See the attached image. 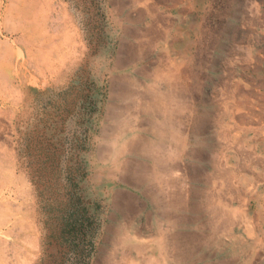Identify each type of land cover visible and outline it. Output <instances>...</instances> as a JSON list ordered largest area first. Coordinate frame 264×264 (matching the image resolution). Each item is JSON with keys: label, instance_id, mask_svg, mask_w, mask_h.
Returning <instances> with one entry per match:
<instances>
[{"label": "rangeland", "instance_id": "1", "mask_svg": "<svg viewBox=\"0 0 264 264\" xmlns=\"http://www.w3.org/2000/svg\"><path fill=\"white\" fill-rule=\"evenodd\" d=\"M0 13V64L9 70L0 71V250L6 243L10 257L14 244L12 262L36 251L34 264H124L115 251L126 225L154 236L145 227L158 223L150 195L157 184L135 182L140 169L156 167L135 149L154 140L153 115L140 104L153 84L166 88L157 75L178 66L183 81L176 90L189 107L177 123L186 136L184 156L165 164L177 166L187 195L175 229L193 249L187 264H242L246 256L248 264H264V0H0ZM32 40L63 51L65 64L49 73L29 56ZM136 92L143 101H134ZM121 111L128 127L115 120ZM124 143L130 145L118 152ZM223 178L235 196L248 190L254 229L247 246L238 240L240 225L232 240L221 234L207 241L210 217L199 202ZM27 221L40 251L28 248L19 229Z\"/></svg>", "mask_w": 264, "mask_h": 264}, {"label": "bare ground", "instance_id": "2", "mask_svg": "<svg viewBox=\"0 0 264 264\" xmlns=\"http://www.w3.org/2000/svg\"><path fill=\"white\" fill-rule=\"evenodd\" d=\"M17 1V0H16ZM8 2V1H7ZM24 2V1H23ZM22 2V3H23ZM2 5V4H1ZM6 5V4H5ZM14 5V4H13ZM12 5V6H13ZM16 6V5H15ZM249 6V5H248ZM10 7V6H9ZM3 9V8H2ZM17 11V10H16ZM1 14V13H0ZM3 15V14H2ZM1 15V16H2ZM24 15V14H23ZM26 16V15H25ZM17 17L20 18L22 17L20 11L17 14ZM29 17V16H28ZM6 18V17H4ZM4 20V19H3ZM24 20V19H23ZM27 20V19H26ZM13 21V20H12ZM11 21V23H12ZM18 21H20V19H18ZM170 21V20H169ZM16 23V22H15ZM19 23V22H18ZM30 28L32 26H29ZM45 27V26H44ZM34 28V27H33ZM11 29V28H10ZM38 30V29H37ZM41 30V29H40ZM14 31V30H13ZM22 31V30H21ZM19 30V32H21ZM42 31V30H41ZM24 32V31H23ZM36 32V31H35ZM38 32V31H37ZM26 33V32H25ZM32 32H30L31 34ZM39 34V33H38ZM152 34V33H151ZM34 34L30 35V38L32 39V36ZM37 35V34H36ZM35 35V36H36ZM41 35V34H40ZM26 36V35H25ZM156 36V35H154ZM38 37V36H37ZM157 37V36H156ZM6 38V37H5ZM28 38V37H27ZM34 38V37H33ZM52 37H50L49 39L51 40ZM7 39V38H6ZM29 39V38H28ZM158 39V38H157ZM43 40V39H42ZM1 41V40H0ZM44 41V40H43ZM43 41L41 40H32L33 44L30 46L28 44V48L27 51L29 52V56L35 55V59H38V62L47 69V71L49 73H53L56 69H58L59 67H62L65 64V56L62 54L63 51L61 52V54H59L58 52H55V50H50L44 47ZM48 42V41H47ZM59 42V41H58ZM155 42V41H154ZM60 43V42H59ZM66 43V42H65ZM61 44V43H60ZM5 45V44H4ZM62 45V44H61ZM9 46V45H7ZM32 47H37L36 49V54L33 52ZM55 47L56 46H52ZM3 48V47H2ZM12 48V47H11ZM61 49V48H60ZM77 49V48H76ZM3 50V49H1ZM69 50V49H68ZM182 50V49H181ZM9 51V50H8ZM19 51V50H18ZM18 51L16 53H18ZM141 51V49H140ZM55 53V54H54ZM140 53V52H139ZM69 54V52H68ZM82 54V53H81ZM246 55V54H245ZM5 56H7L6 54H4V58ZM17 56V54H16ZM26 56V55H25ZM67 57V56H66ZM12 58V56H11ZM21 58V57H20ZM23 59V58H22ZM18 60V59H17ZM159 61V60H158ZM9 62V61H7ZM24 62V60H23ZM24 65V64H22ZM21 66V64H20ZM121 66V65H120ZM171 66V65H170ZM183 67V66H182ZM24 70V69H23ZM0 71L1 72H5L8 73L9 70L7 67L1 66L0 64ZM161 71V70H160ZM19 72V71H18ZM46 72V71H45ZM40 73V72H39ZM42 73V72H41ZM158 73V72H157ZM32 74V73H30ZM29 74V75H30ZM34 75V74H33ZM37 75V74H36ZM42 75V74H41ZM157 75V74H155ZM182 74L180 72V68L178 66H172L171 69L167 68V70L162 73L159 74V76L157 75V80L158 82H164L166 85V88L164 90L159 89L160 85L157 84L156 87H154L151 90L146 89V91H150V96H148L147 100L143 101V96L141 95V93H135L133 99H135L134 101H143V103L140 104V107L142 106V111H144V113H151V115H153L152 117V124H150L151 127V132L154 136V140L153 141H139L137 142V148L135 147V149H139L141 153L147 155V157L152 161V165L156 166L155 168H153V170L151 171V173H146V169H140L139 172H137L135 175V182H143L144 180H153L154 182H156L157 186L155 185V192H153V194L150 195L154 201V203L156 204V207L158 206V212L156 211V213H158V223L156 224L155 228L151 226H147L145 227V229L149 232H154V236L150 237V238H144L142 237V233L135 228L133 230H128V226L126 225L125 230H123V237L122 239L120 238L119 242L117 243L118 248L116 249L115 253H118L123 260L124 264H138L139 260H146L148 262V264H187V261L190 259V257L193 254V249H190L189 245L187 243H185V241L182 239L183 237L180 236V234L175 230L178 223L180 222V220L182 218L181 217V213H182V208L185 207V203H187V195H186V191L183 190L181 187H179L178 185L182 182V176L181 175H177V173H175L174 170H176V165H171L170 164H165L167 163V161H169L170 159H174L177 156L180 157L183 155V147L185 144V133L184 131L179 128V126H177L179 118L182 114V111L185 112V110L188 108H186L187 103L185 101V96L183 97V95L179 92V88L178 90H176V87L181 86L180 83H182ZM11 77V76H10ZM23 77V76H22ZM28 78V77H27ZM33 78V77H32ZM31 78V79H32ZM39 78V77H38ZM42 78V77H41ZM156 78V77H155ZM43 81V80H42ZM1 83V82H0ZM19 83V82H18ZM25 83V82H24ZM5 84V82H4ZM32 84V83H31ZM179 84V85H178ZM6 85V84H5ZM29 85V84H28ZM178 85V86H177ZM27 86V85H26ZM22 87V86H21ZM138 87V86H137ZM150 87V86H149ZM226 87V86H225ZM7 88V87H6ZM11 89V88H10ZM236 89V88H235ZM12 91V90H11ZM125 91V90H123ZM123 91L121 93H123ZM237 91V90H236ZM19 92V91H18ZM129 92V91H128ZM144 92V91H143ZM179 92V93H178ZM241 93H243L242 91H240ZM5 93V86H2V83L0 84V100L2 98V94ZM126 93V92H125ZM228 93V92H227ZM232 93V92H231ZM240 93V94H241ZM16 94V93H15ZM146 94V93H145ZM230 94V93H229ZM244 94V93H243ZM14 95V94H13ZM126 95V94H125ZM124 95V96H125ZM7 96V95H6ZM9 96V95H8ZM147 96V95H146ZM4 97V96H3ZM130 96L128 95V98ZM188 97V96H187ZM186 97V98H187ZM232 97V96H230ZM240 97V96H239ZM13 98V97H12ZM11 98V99H12ZM123 98V96H122ZM190 98V96H189ZM219 98V97H218ZM217 98V99H218ZM247 98V97H246ZM126 99V98H125ZM236 99V98H235ZM229 100V99H228ZM4 101V100H3ZM8 101V100H7ZM230 101V100H229ZM246 101V100H245ZM14 102V101H13ZM133 102V101H132ZM218 102V101H217ZM16 103V102H14ZM13 103V104H14ZM242 103V102H241ZM239 103V104H241ZM5 104V103H4ZM137 104V103H136ZM232 104L234 105L235 102ZM139 105V103L137 104ZM246 105V104H244ZM249 105V103L247 104ZM251 105V104H250ZM1 106V105H0ZM124 106V105H123ZM190 106V105H189ZM238 106V105H237ZM14 107V106H13ZM245 107V106H244ZM243 107V108H244ZM2 108V107H1ZM118 108V107H117ZM192 109V107H190ZM237 108V107H236ZM240 108V107H239ZM242 108V109H243ZM249 108V107H248ZM3 109V108H2ZM6 109V107H5ZM9 109V108H8ZM218 109V108H217ZM235 109V108H234ZM10 110V109H9ZM139 110V109H138ZM124 111V110H123ZM129 111V110H128ZM190 111V109H189ZM213 111V110H212ZM230 111V110H229ZM236 111V109L234 110ZM242 111V110H240ZM245 111V110H243ZM134 112V111H133ZM183 112V113H184ZM248 112V109H247ZM256 112V111H255ZM3 113V112H0ZM11 113V112H10ZM120 115L118 116V114L116 116L117 119H115L117 121V123H121L119 125H125L126 120L125 118L127 116H125V118L122 120V115L121 112ZM125 113V112H124ZM128 113V112H127ZM136 113V111H135ZM155 113L159 114L160 119L158 118V116H154ZM250 113V112H249ZM8 114V113H7ZM6 114V115H7ZM116 114V113H115ZM141 114V113H140ZM188 114V113H186ZM231 114H232V110H231ZM242 114V112H241ZM5 115V116H6ZM135 115V114H133ZM185 115V114H184ZM192 115V111H190V117ZM238 115V114H237ZM236 115V116H237ZM132 116V115H131ZM186 116V115H185ZM240 116V115H238ZM244 116V115H243ZM189 117V116H188ZM230 117V115H229ZM233 117V116H232ZM249 117V115H248ZM186 118V117H184ZM183 118V119H184ZM217 118V117H216ZM246 118V117H245ZM257 118V117H256ZM113 119V120H114ZM182 119V120H183ZM191 119V118H190ZM221 119V118H220ZM239 119V118H238ZM187 120V118L185 119ZM217 120V119H216ZM219 120V119H218ZM224 120V119H223ZM245 119L243 118V121ZM115 121V122H116ZM235 121V118H234ZM233 121V122H234ZM247 121V120H246ZM187 122V121H186ZM185 122V123H186ZM189 122V121H188ZM131 123V122H130ZM129 123V125H130ZM137 123V122H136ZM199 123V122H198ZM141 124V123H140ZM234 124V123H233ZM236 124V123H235ZM118 126L119 129H121ZM128 125V126H129ZM137 125V124H136ZM216 125V124H215ZM237 125V124H236ZM245 125V124H244ZM127 126V125H125ZM124 126V128H125ZM127 126V127H128ZM143 126V125H141ZM147 126V125H145ZM149 126V125H148ZM228 126V125H227ZM226 126V127H227ZM232 127V125H229ZM123 127V126H122ZM138 128V127H137ZM238 128V127H237ZM246 128V126H245ZM243 128V129H245ZM114 129V128H113ZM226 129V128H225ZM236 129V128H235ZM242 129V128H241ZM242 129V130H243ZM118 130V129H117ZM116 131V130H115ZM120 131V130H118ZM126 131V130H124ZM135 131V130H134ZM117 132V131H116ZM115 132V133H116ZM123 131H121L120 133H122ZM114 134V133H112ZM192 134V133H191ZM238 135V134H237ZM132 136V135H131ZM133 138V137H132ZM141 137H138L137 139H140ZM136 137H135V141H137ZM225 139V138H224ZM129 140V139H128ZM127 140V141H128ZM132 141V143L134 142L133 140H129ZM224 141V140H223ZM110 142V141H109ZM124 142V141H121ZM126 142V141H125ZM230 142V140H229ZM242 142V141H241ZM227 143V142H226ZM225 143V144H226ZM232 143V142H230ZM229 143V144H230ZM235 143V142H234ZM240 143V142H239ZM126 144L130 145V143H124V144H120L121 146H119L118 152L123 150V147L127 146ZM140 145V146H139ZM227 145V144H226ZM232 145V144H231ZM111 146V145H110ZM136 146V145H135ZM235 146V145H234ZM134 146H131V148ZM112 148V147H111ZM114 148V147H113ZM237 148V147H236ZM128 149V148H127ZM238 149V148H237ZM113 150V149H112ZM191 150V149H190ZM189 150V151H190ZM243 150V149H242ZM241 151V153H243V151ZM128 151V150H126ZM218 151V150H217ZM115 152V151H114ZM210 152V151H209ZM188 153V152H187ZM190 153V152H189ZM222 153V152H221ZM239 153V152H236ZM240 153V154H241ZM203 154V153H202ZM189 155V154H188ZM187 155V156H188ZM217 155V154H216ZM219 155V154H218ZM244 155V154H243ZM117 156V155H116ZM115 156V157H116ZM184 156V155H183ZM186 156V155H185ZM239 156V155H238ZM216 157V156H215ZM114 158V157H112ZM214 158V157H213ZM218 158V157H217ZM222 158V156H221ZM241 158V157H240ZM254 158V157H253ZM239 159V158H238ZM124 160V159H123ZM175 160V159H174ZM242 160V159H241ZM249 160V159H248ZM247 160V161H248ZM179 161V160H178ZM219 161V160H217ZM221 161V160H220ZM238 161V160H237ZM240 161V160H239ZM238 161V162H239ZM237 162V163H238ZM249 162V161H248ZM178 163V162H177ZM212 163V161H211ZM220 163V162H219ZM224 163V162H223ZM241 163V162H240ZM112 164V163H111ZM139 164V163H137ZM165 164V165H164ZM218 164V163H217ZM216 164V165H217ZM122 165V164H121ZM183 165V163H182ZM213 165H215L213 163ZM221 165V164H220ZM223 166H225L224 164H222ZM219 166V167H222ZM248 165V164H247ZM139 166V165H138ZM136 166V167H138ZM141 166V165H140ZM235 166V164H234ZM245 166V165H244ZM217 167V166H216ZM250 168V167H249ZM179 169L181 170V167H179ZM238 169V168H237ZM182 171V170H181ZM226 171V170H225ZM242 171V170H241ZM220 172V171H219ZM230 172V171H229ZM238 172V171H237ZM228 173V172H227ZM232 173V170H231ZM181 174V173H180ZM224 174V173H223ZM204 175V174H203ZM212 175V174H211ZM225 175V174H224ZM233 175V174H232ZM230 175V176H232ZM184 176V175H183ZM202 176V175H201ZM210 176V175H209ZM214 176V175H213ZM219 176V174H218ZM215 177V176H214ZM228 178H231L227 175ZM235 177V176H233ZM232 177V178H233ZM237 177V176H236ZM206 178V177H204ZM210 178V177H209ZM212 178V177H211ZM208 179V178H207ZM213 179V178H212ZM227 179V178H226ZM247 179V178H246ZM185 180V179H184ZM200 180V179H199ZM205 180V179H204ZM214 180V179H213ZM220 181V179H218ZM217 180V181H218ZM232 180V179H231ZM191 181V180H190ZM206 181V180H205ZM212 181V180H211ZM215 181V180H214ZM236 181V180H235ZM234 182V181H233ZM246 182V181H245ZM204 183V182H202ZM215 182H213L212 184L214 185ZM219 183V182H217ZM237 183V182H236ZM239 183V182H238ZM243 183V182H242ZM1 184V183H0ZM152 184V183H151ZM210 184V183H209ZM231 181L225 180L224 178L222 179L221 183L217 184L216 186H213L212 190L210 192L207 193V195L205 194L202 195L201 199H200V204H202L204 206V210L206 211V213L209 215L210 217V222H209V228L210 231L209 233V237H207V241L210 243H214L213 241H211L212 238H215L216 240H218V236H222L224 235V237H227V239L232 240L234 238L233 236V227L235 225H240L241 227V231L243 234V237L241 235L238 236V240H240L242 238V243L244 244V246H247V235H251L253 233V229L254 227L252 226L250 220H252V218L250 219L248 217V213H247V201L248 198L247 197V191L242 190L243 192H239L240 194L237 193V195L235 196V192L233 190H231ZM4 185V184H3ZM188 185V184H187ZM204 185V184H203ZM151 186V185H150ZM182 186V185H181ZM237 186V185H236ZM239 186V185H238ZM9 187V185H8ZM201 187V186H200ZM249 187V186H248ZM196 189V188H195ZM236 189V188H235ZM8 190V188H7ZM150 190V189H149ZM6 191V190H5ZM10 191V190H9ZM152 191V190H151ZM188 191V190H187ZM195 191V190H194ZM1 193V191H0ZM206 193V192H204ZM8 194V193H7ZM3 195V194H2ZM8 196V195H6ZM37 196V195H36ZM204 196V198H203ZM3 197V196H2ZM4 198V197H3ZM6 198V197H5ZM192 199V198H191ZM237 199L238 202V207L234 208L232 206L233 200ZM0 200H1V196H0ZM4 200V199H3ZM13 200V199H12ZM15 200V199H14ZM203 200H205V205ZM5 202V201H4ZM17 202V201H16ZM249 202V201H248ZM1 203V201H0ZM161 203V204H159ZM2 204V203H1ZM7 205V204H6ZM130 205V204H129ZM9 207V206H8ZM263 207V205H262ZM2 210V209H1ZM157 210V209H156ZM11 212V211H10ZM191 212V211H190ZM194 213V212H193ZM196 213V212H195ZM15 214V213H14ZM183 214V213H182ZM1 215V214H0ZM183 216V215H182ZM251 217V216H250ZM42 218V217H41ZM193 218V217H192ZM1 219V218H0ZM12 219V218H11ZM257 219H259V215L257 216ZM23 220V219H22ZM1 221V220H0ZM190 221V220H189ZM188 221V222H189ZM192 221V220H191ZM2 222V221H1ZM8 220L4 223L7 224L8 227V231H11L13 228L12 223H7ZM24 222V221H23ZM256 222V221H255ZM129 223V222H128ZM5 224V225H6ZM154 224V223H153ZM258 224V223H257ZM1 225H3L1 223ZM16 225V223H15ZM184 225V224H183ZM186 225V224H185ZM4 226V225H3ZM17 226V225H16ZM189 226V225H188ZM257 226V225H256ZM36 228L34 225H32L29 221H27V225L23 226H19L20 231L23 232V234L27 237V239H30L31 243L28 245V248H34L38 251H40V248L38 246L39 241H37L38 243L35 242V240H37L35 238V240H32V237H36L35 234V230L32 228ZM124 227V226H123ZM186 227V226H185ZM259 227V226H258ZM1 228V227H0ZM130 228V227H129ZM178 228V227H177ZM131 229V228H130ZM260 229V227H259ZM2 230V229H1ZM0 230V233L2 232ZM194 230V229H193ZM39 231V230H38ZM145 231V230H144ZM131 232V233H130ZM146 232V231H145ZM240 232V231H239ZM34 235H32V234ZM120 233V232H119ZM192 233V232H191ZM2 234V233H1ZM0 234V235H1ZM4 234V233H3ZM133 234V235H132ZM186 234V233H185ZM183 235V233H182ZM188 236V235H187ZM7 237V236H6ZM39 237V236H38ZM250 237V236H249ZM43 238V237H42ZM201 238V237H200ZM4 239V238H3ZM203 239V238H202ZM201 239V240H202ZM25 240V239H24ZM187 240V239H186ZM260 240V239H259ZM259 240L257 239L256 241L259 242ZM20 241V240H19ZM25 242V241H24ZM116 243V242H114ZM189 243V242H188ZM199 243V242H198ZM197 243V244H198ZM239 243V242H237ZM260 243V242H259ZM25 243H21V246L18 247L20 248L21 252H23L25 250ZM233 245V244H232ZM115 246V247H116ZM264 246V245H263ZM262 246V247H263ZM253 247V246H252ZM15 248L16 246L13 244L10 247V251L12 252V254H10V257L7 256L8 254V246L5 243L4 245V249L5 251H1L0 250V264H15L14 262H12V260L17 259L16 255H15ZM195 249V248H194ZM33 250V249H32ZM31 251V250H30ZM197 251V250H196ZM195 251V252H196ZM25 252H28V249H26ZM254 252V251H253ZM112 253V252H111ZM110 253V254H111ZM133 253H135V257H133ZM41 255V253H40ZM197 255V254H196ZM202 255V254H200ZM43 256V255H42ZM264 256V254H263ZM37 257H39L38 252H34L28 253L25 258H21L20 263L19 264H34L37 259ZM109 257V256H108ZM113 257V256H112ZM201 257V256H200ZM251 257V256H250ZM259 257V256H258ZM196 258V256H195ZM19 259V258H18ZM193 259V258H192ZM109 260V258H108ZM111 260V259H110ZM214 260V259H213ZM17 261V260H16ZM112 261V260H111ZM114 263H116L117 260H113ZM203 262V261H202ZM109 263V262H108ZM122 262H120L121 264ZM119 264V263H118ZM242 264H248V257H245V260L242 262Z\"/></svg>", "mask_w": 264, "mask_h": 264}]
</instances>
